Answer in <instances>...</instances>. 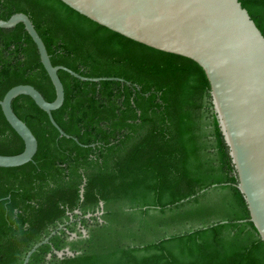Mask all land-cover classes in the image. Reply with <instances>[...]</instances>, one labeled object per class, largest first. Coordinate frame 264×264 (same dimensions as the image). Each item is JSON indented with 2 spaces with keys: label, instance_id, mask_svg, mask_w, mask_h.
Returning a JSON list of instances; mask_svg holds the SVG:
<instances>
[{
  "label": "trees",
  "instance_id": "trees-1",
  "mask_svg": "<svg viewBox=\"0 0 264 264\" xmlns=\"http://www.w3.org/2000/svg\"><path fill=\"white\" fill-rule=\"evenodd\" d=\"M240 1L264 34V0ZM17 12L30 16L54 65L131 84L82 80L60 69L65 100L52 114L70 137L31 96L13 100L38 150L26 164L0 167V264H23L66 222L29 264H264V240L237 186L203 67L62 0H0V19ZM19 84L56 98L22 22L0 27V100ZM24 149L0 105V154ZM101 203L103 221L83 218L88 236L70 241L71 214L95 213ZM68 246L74 255L56 252Z\"/></svg>",
  "mask_w": 264,
  "mask_h": 264
},
{
  "label": "water",
  "instance_id": "water-1",
  "mask_svg": "<svg viewBox=\"0 0 264 264\" xmlns=\"http://www.w3.org/2000/svg\"><path fill=\"white\" fill-rule=\"evenodd\" d=\"M62 1L111 30L151 47L189 57L203 67L211 85L219 124L237 170V186L248 204L250 220L264 240V34L241 1ZM20 22L37 44L41 61L55 86L56 98L48 101L32 84H19L7 91L0 105L8 122L25 141V149L18 154H0V167L26 164L38 150L37 137L14 111L13 100L17 96H31L49 114L60 134L70 137L52 114L65 100L60 69L82 80H120L131 84L121 77L84 76L64 65H54L28 14L17 12L6 20L0 19V27L13 28ZM74 139L78 141L77 137ZM83 191L82 188V197ZM63 227L65 224L37 242L27 252L23 264H29L33 253ZM56 252L60 256L74 255L68 248Z\"/></svg>",
  "mask_w": 264,
  "mask_h": 264
},
{
  "label": "flooded vegetation",
  "instance_id": "flooded-vegetation-1",
  "mask_svg": "<svg viewBox=\"0 0 264 264\" xmlns=\"http://www.w3.org/2000/svg\"><path fill=\"white\" fill-rule=\"evenodd\" d=\"M78 210L80 211V209H76V213L79 214V216L75 217L73 214H71V224H74L76 223L75 225V229L74 231H69L68 234H69V240H73V239H77V238H80V237H85V236H88V229L85 227V225H83V218H90L92 216H97L100 221L102 222L103 219H102V214L104 213L103 211V205L101 204L100 208L95 212V213H89L90 216H87L89 214H86V215H83L82 212H78ZM69 222H66L65 225H67ZM80 233L82 235H80ZM70 249V247H66L65 249Z\"/></svg>",
  "mask_w": 264,
  "mask_h": 264
}]
</instances>
